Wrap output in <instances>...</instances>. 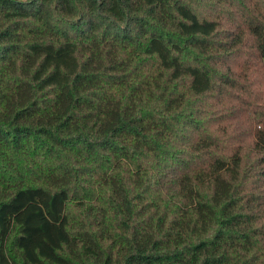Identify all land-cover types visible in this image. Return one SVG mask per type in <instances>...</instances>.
I'll list each match as a JSON object with an SVG mask.
<instances>
[{"label":"trees","instance_id":"trees-1","mask_svg":"<svg viewBox=\"0 0 264 264\" xmlns=\"http://www.w3.org/2000/svg\"><path fill=\"white\" fill-rule=\"evenodd\" d=\"M0 264H264V0H0Z\"/></svg>","mask_w":264,"mask_h":264}]
</instances>
